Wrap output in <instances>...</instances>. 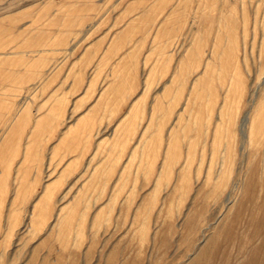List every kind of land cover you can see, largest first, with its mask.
I'll list each match as a JSON object with an SVG mask.
<instances>
[{"label":"rangeland","instance_id":"374dc122","mask_svg":"<svg viewBox=\"0 0 264 264\" xmlns=\"http://www.w3.org/2000/svg\"><path fill=\"white\" fill-rule=\"evenodd\" d=\"M0 264H264V0H0Z\"/></svg>","mask_w":264,"mask_h":264},{"label":"bare ground","instance_id":"6f19581e","mask_svg":"<svg viewBox=\"0 0 264 264\" xmlns=\"http://www.w3.org/2000/svg\"><path fill=\"white\" fill-rule=\"evenodd\" d=\"M262 246V245H261ZM216 249V248H215ZM217 250V249H216ZM214 252V251H213ZM257 262V261H256ZM258 263V262H257Z\"/></svg>","mask_w":264,"mask_h":264}]
</instances>
